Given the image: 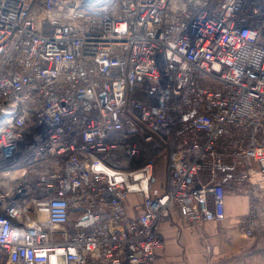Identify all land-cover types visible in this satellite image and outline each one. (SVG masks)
I'll return each instance as SVG.
<instances>
[{
	"label": "built area",
	"instance_id": "1",
	"mask_svg": "<svg viewBox=\"0 0 264 264\" xmlns=\"http://www.w3.org/2000/svg\"><path fill=\"white\" fill-rule=\"evenodd\" d=\"M243 189L264 243V0H0V264H156Z\"/></svg>",
	"mask_w": 264,
	"mask_h": 264
},
{
	"label": "crops",
	"instance_id": "2",
	"mask_svg": "<svg viewBox=\"0 0 264 264\" xmlns=\"http://www.w3.org/2000/svg\"><path fill=\"white\" fill-rule=\"evenodd\" d=\"M250 197L248 189L228 190L219 222L192 227L173 217L162 224L156 264H264V243L245 237L239 222L249 211Z\"/></svg>",
	"mask_w": 264,
	"mask_h": 264
},
{
	"label": "rangeland",
	"instance_id": "3",
	"mask_svg": "<svg viewBox=\"0 0 264 264\" xmlns=\"http://www.w3.org/2000/svg\"><path fill=\"white\" fill-rule=\"evenodd\" d=\"M156 173L158 174L155 185L156 187H160V184L162 182V177H164L165 175V167H163V163L159 161V163L157 162L156 165Z\"/></svg>",
	"mask_w": 264,
	"mask_h": 264
}]
</instances>
